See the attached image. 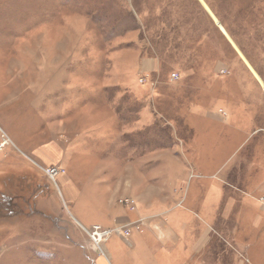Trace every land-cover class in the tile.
<instances>
[{"label": "rangeland", "instance_id": "obj_1", "mask_svg": "<svg viewBox=\"0 0 264 264\" xmlns=\"http://www.w3.org/2000/svg\"><path fill=\"white\" fill-rule=\"evenodd\" d=\"M263 85L264 0H0V264H264Z\"/></svg>", "mask_w": 264, "mask_h": 264}, {"label": "crops", "instance_id": "obj_2", "mask_svg": "<svg viewBox=\"0 0 264 264\" xmlns=\"http://www.w3.org/2000/svg\"><path fill=\"white\" fill-rule=\"evenodd\" d=\"M179 190L180 191H184L185 188L180 187ZM187 197H188V189L186 188V190L184 191L183 201H181L179 205H183L185 203ZM168 199H169V203L165 207L164 206L163 207L161 206L160 208L151 209V211H153V212H155L157 214L156 215L157 217L154 218V219H152L151 222L154 225V227L158 228L159 230L160 229L161 230L164 229V234H165L164 241L165 242L172 241V238L174 237V235H172L174 228H173L172 225L169 224V222H170L169 214L172 212V206L173 205H177L178 206V202L177 203H172V197L170 195H169ZM165 219H167L166 220L167 222H165ZM129 220H131V219L130 218H125V221H126L125 224L131 222ZM144 223H145V221H144ZM262 230L264 231V224H263ZM262 238H264V236ZM258 239H261V238H258ZM206 240L207 239L205 237L201 238V240L198 243V247H200L201 246V243H203ZM261 242H263L262 244L259 243L261 245V248H260L261 249V253L262 252L264 253V239H261ZM259 244L256 243V244H254V246L251 247V252H252L253 255L256 252V250H258V249L255 250V248H256V246L258 247Z\"/></svg>", "mask_w": 264, "mask_h": 264}, {"label": "built area", "instance_id": "obj_3", "mask_svg": "<svg viewBox=\"0 0 264 264\" xmlns=\"http://www.w3.org/2000/svg\"><path fill=\"white\" fill-rule=\"evenodd\" d=\"M176 77H178V75L174 73L173 74V79H175ZM145 79L146 78L141 77L139 79V81L141 83H144ZM47 172L49 173L50 176H52V178H54V176L56 175V173L58 171L56 172L55 168L50 167V168L47 169ZM143 224H144V221L142 220V221H140L138 224H136L134 226L137 229H139L141 227V225H143ZM132 227L133 226H128V225L122 227L123 234H125L126 236H129L131 234V232H132ZM87 231H88L90 237L93 240L94 246L97 247L99 250H102L101 249V243H102L103 239L105 238V236H107L108 234H110L112 232V230H110V229H101V227H99V226H95L93 229L87 230Z\"/></svg>", "mask_w": 264, "mask_h": 264}, {"label": "water", "instance_id": "obj_4", "mask_svg": "<svg viewBox=\"0 0 264 264\" xmlns=\"http://www.w3.org/2000/svg\"><path fill=\"white\" fill-rule=\"evenodd\" d=\"M263 87H264V85H263Z\"/></svg>", "mask_w": 264, "mask_h": 264}]
</instances>
